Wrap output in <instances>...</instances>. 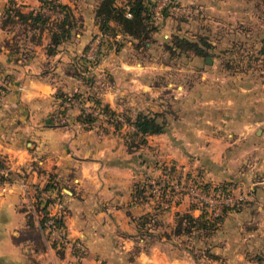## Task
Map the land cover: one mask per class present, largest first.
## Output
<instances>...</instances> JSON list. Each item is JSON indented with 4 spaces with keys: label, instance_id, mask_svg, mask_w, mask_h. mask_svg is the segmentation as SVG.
I'll return each mask as SVG.
<instances>
[{
    "label": "rangeland",
    "instance_id": "1",
    "mask_svg": "<svg viewBox=\"0 0 264 264\" xmlns=\"http://www.w3.org/2000/svg\"><path fill=\"white\" fill-rule=\"evenodd\" d=\"M161 1L151 0L150 11ZM126 3L128 0H115L120 7ZM74 18L72 30L79 31L82 17L75 14ZM150 18L147 38H132L131 49L123 47L119 52L118 48L117 56L130 60L131 65L120 66L123 71L112 79L122 88L116 102L121 107L130 106V110H118L116 114L133 118L138 112H158L155 120L163 124L162 134L149 138L148 147L143 149L147 163L139 168V187H145L146 194V177H179L185 182L208 184L210 188L223 185L239 205L225 212L217 223L202 227L184 221L178 226L174 211L189 209L191 201L187 195L174 193L177 196L171 198L169 208H158V212L152 199L147 198L153 209L150 224L142 229L131 226L130 230L118 226L117 231L132 236L152 227L150 238L156 236L157 248L166 253L172 264H264V0H169L158 15L152 13ZM1 20L10 29L6 33L8 39L19 34L15 37L20 44L28 45L23 47L26 51L37 41H48L46 28L37 32L30 28V22L22 24L4 17ZM22 27L28 31L21 33ZM97 31L98 26L84 47ZM73 39L70 36L61 42ZM144 40L149 45L134 46V42ZM115 46L112 36L101 41L94 58L87 61L88 66H78L92 84L86 93L95 94L97 88L109 84L105 71H94L98 64L114 56ZM84 47H77L73 57H81ZM50 66L46 68L49 70ZM60 67L75 71L69 64ZM72 92L66 95L75 98ZM66 99L57 102L64 109L78 110L82 109L81 103H93L98 106L97 112L91 114L94 122L109 120L101 110L102 102L87 99L79 101L80 105L65 104ZM58 195L61 199L62 194ZM31 203L34 209V202ZM30 214L33 218L34 214L36 218L41 215L36 210ZM47 243L56 254L65 247ZM149 243L145 240L123 256L112 258L117 264H133L135 250ZM114 244L117 246L118 240ZM140 263L137 260L136 264Z\"/></svg>",
    "mask_w": 264,
    "mask_h": 264
},
{
    "label": "crops",
    "instance_id": "2",
    "mask_svg": "<svg viewBox=\"0 0 264 264\" xmlns=\"http://www.w3.org/2000/svg\"><path fill=\"white\" fill-rule=\"evenodd\" d=\"M9 1L22 10L40 7L39 0H0V15ZM57 1L68 5L73 15H80L82 26L79 31H71L74 41L58 43L52 54L45 53L46 42L42 41L32 44L36 50L29 47L26 51L28 45L19 42L16 50L11 49L8 30L0 26V156L14 176L0 190V264H117L112 257L123 256L145 240L150 243L136 247L133 264L137 260L140 264H172L157 248L156 236L150 238L152 227L132 236L117 231L118 226L139 229L136 218L153 213L150 201L139 193V168L147 163L143 149L148 147L149 138L162 132L145 135L144 143L128 145L126 133L134 131L131 124L125 127L126 133L106 122L86 125L77 119L76 108L64 109L57 103L55 95L60 91L86 93L92 87L86 81L87 73L78 66L85 69L89 61L85 56L88 42L84 44L97 28L94 10L98 0ZM122 36L126 39L119 40ZM112 38L117 45L114 56L94 71H105L110 81L104 85L102 82L95 95L107 107L126 111L130 106L121 107L116 102L122 88L112 79L123 71L120 66L131 65L130 60H122L116 53L118 48L119 52L123 47L131 49L133 39L120 33ZM77 47L84 50L81 57L75 58ZM49 64L51 70L46 68ZM61 64H69L75 71L64 70ZM46 182L54 185L51 191L62 194L66 238L84 244L78 258L69 244L60 254L55 253L39 229L35 214L32 225L26 223V211L36 200L34 187Z\"/></svg>",
    "mask_w": 264,
    "mask_h": 264
},
{
    "label": "trees",
    "instance_id": "3",
    "mask_svg": "<svg viewBox=\"0 0 264 264\" xmlns=\"http://www.w3.org/2000/svg\"><path fill=\"white\" fill-rule=\"evenodd\" d=\"M40 5L48 6L52 8H56L62 12V16L60 18L54 19V21H48L50 17L45 15L39 8H28L26 10H22L20 5H16L9 1V4L4 8L3 16L4 18H8L12 21H19L20 23L26 24V22H30L32 29L39 32L41 28H46L47 30V42L44 45V49L46 54H52L58 43H60L63 39H66L70 36L72 28L75 26L76 22L74 15L72 14L70 7L66 4L60 3L57 0H39ZM148 2V3H147ZM151 0H128V3L123 7L115 4V0H98L94 10V21L98 26L99 31L107 34L108 36H115V34L120 33L122 35L130 36L133 39H141L147 38L148 31L146 28H149L147 25L151 22L152 13L150 11ZM129 13V15L126 14ZM2 17L0 18V26L3 29H6V25L2 23ZM34 24V25H33ZM28 27V26H27ZM10 30V29H6ZM27 32L28 30L22 27L21 33ZM13 34V33H12ZM13 36V35H11ZM16 37L19 34L15 35ZM14 36L15 39H11V42L8 44L11 49L16 50L18 47L19 40ZM140 39V40H141ZM38 42V41H37ZM7 43V40H6ZM147 41H140V43L134 42V46L140 47L142 45L146 46ZM200 52V49H196ZM66 92H58L56 93V97L60 100L62 98H67L69 95H66ZM71 94L75 96L78 102H82L83 100L91 99L97 104H101L99 98L93 93H83L80 91H74ZM85 94V95H84ZM92 94V95H91ZM70 97V96H69ZM61 104V103H60ZM59 104V105H60ZM101 110L105 111L108 115H115V110L107 107L104 104H101ZM122 115V114H120ZM159 115L158 112H153L151 115H147L141 112H138L133 118H129L126 115H122L125 122L121 123L116 119H107L106 122L111 124L114 129H120L124 131L125 127L128 124L133 125L134 131L130 133H126L128 136V145H136L138 143L145 142V135L148 134H156L162 132L163 124L161 122H157L155 120V116ZM77 119L86 125L93 122L95 119L90 113L84 112L81 108H78ZM136 139L135 142L133 140ZM3 158L0 156V163ZM177 178V179H176ZM174 179H170L169 176L160 177L156 179L158 182L162 184V193L168 191V193H173L174 191L169 187L172 182H180L183 181L181 178L176 177ZM197 186L203 191L217 190L219 192L226 193V188L223 185L209 187L208 184H200ZM44 189H52L54 185L51 182H46L43 186ZM145 187L139 188V193L143 196L144 199H147V195L144 193ZM217 188V189H214ZM58 190V189H57ZM56 190V192H57ZM50 202L49 199H45L40 202L38 199L34 201L33 207L34 209L26 211V223L31 226L33 217L30 214V211L33 210L40 212L41 215L37 218V224L39 229L43 232L44 229V220L46 219V213L48 211L47 204ZM190 202V201H189ZM239 203L234 201L232 204H224L221 206L220 211L217 214H213L212 210L209 206L204 203H196L190 202L186 211L180 213L178 210L174 211L175 215V224L178 226L182 223L193 224L199 223V226L204 227L205 223H217L225 212L235 210L238 208ZM197 210V213L194 214L193 210ZM155 212L158 210L155 209ZM179 212V213H178ZM138 223V228H142L146 223L153 220V216L149 213L142 214L136 218ZM53 222L55 224H63V214L53 216ZM189 226V225H188ZM176 232L179 229H174ZM74 253H76L74 251Z\"/></svg>",
    "mask_w": 264,
    "mask_h": 264
},
{
    "label": "built area",
    "instance_id": "4",
    "mask_svg": "<svg viewBox=\"0 0 264 264\" xmlns=\"http://www.w3.org/2000/svg\"><path fill=\"white\" fill-rule=\"evenodd\" d=\"M167 1L169 0H162L161 3H156L152 6V13L153 15H158L159 9L162 7V5L167 4ZM39 10L42 11L45 15H48L50 18H60L62 16V12L56 8L43 6L41 5L39 7ZM127 15H129L128 12H126ZM108 38V35L98 31L87 43L86 47V59L91 60L94 58L93 54L95 51L100 48L99 43L101 41H104ZM66 103H73L77 104L78 101L75 98L67 97V99L64 101ZM87 104V102H84ZM82 105V110L84 112L95 114L97 110L95 109L96 106L93 103H90V105ZM80 105V103H78ZM87 107V108H86ZM94 111V112H93ZM106 118L109 119H116L121 123H124L125 120L122 115L115 114V115H108L105 114ZM132 128H134L131 125ZM14 178L12 171L10 170L8 164L3 159L0 163V190H4L7 185L12 181ZM143 182L146 184V195L147 198H151L154 203V209H166L169 208L170 204L173 203L171 198L176 197L177 195L185 194L189 197L190 201L196 202V203H204L207 206H209L212 210L213 214H217L220 211V208L224 204H232L234 200L228 192L223 193L219 192L217 190H210L208 192L202 191L196 183L193 182H172L169 186L174 192L172 195L168 196V191H165V193H162V184L161 182H158L157 180L152 179L151 177H146ZM34 190L36 192V200L38 199L40 202L44 201L45 199H49L50 202L47 204L48 211L46 213V219L44 220V235L46 241L55 242V244H69L71 247L76 249V256L77 258L79 255L84 251L83 245L78 240L69 241L65 234H64V224H55L53 222V216L60 215L64 213L63 205L58 198L57 194L54 191H51L50 189H44L43 187H34ZM176 193V194H174ZM180 197V196H179Z\"/></svg>",
    "mask_w": 264,
    "mask_h": 264
},
{
    "label": "water",
    "instance_id": "5",
    "mask_svg": "<svg viewBox=\"0 0 264 264\" xmlns=\"http://www.w3.org/2000/svg\"><path fill=\"white\" fill-rule=\"evenodd\" d=\"M206 59H208V57Z\"/></svg>",
    "mask_w": 264,
    "mask_h": 264
}]
</instances>
